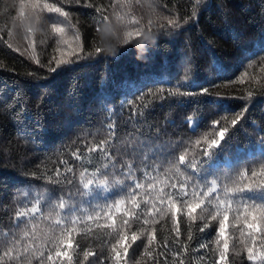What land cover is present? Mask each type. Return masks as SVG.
<instances>
[{
  "label": "trees",
  "instance_id": "16d2710c",
  "mask_svg": "<svg viewBox=\"0 0 264 264\" xmlns=\"http://www.w3.org/2000/svg\"><path fill=\"white\" fill-rule=\"evenodd\" d=\"M48 2L70 12L75 29H69L66 38L73 46L76 30L81 35L85 52L101 46L100 36L104 25H97L99 15L94 8L84 7L83 0L79 5L74 0ZM89 2L108 6L112 0ZM194 2L161 0V3L168 5L167 10L162 9L166 15L181 18L190 15ZM206 4L207 8L201 6L198 22L191 21L184 25L179 34L163 35L147 44L145 56L148 59H137L139 40L127 45L120 44L123 38L121 31L119 37L110 38L113 45H119L116 54L105 52L101 58H94L93 61L85 56L67 66L62 65L53 73L49 71L50 67H55L53 57L61 58L57 48L65 53L69 49L59 43V36L51 32L52 20L47 18L48 14L38 30L29 34L18 19L20 0H0V237L11 227L17 204L29 187V200L35 195L43 200L48 192H52L53 201L58 202L61 196L67 198L69 192H76L80 171L84 166H92L87 164L86 159H76L74 153L79 152L87 157V147L108 139L107 125L110 122L115 124L111 151L122 160H127L125 153L135 143L137 135L149 126L152 127L154 144L179 143L181 150L183 146L190 148L188 158L195 156L201 160L200 152L206 147L205 140L212 138L218 128L213 122L220 121L221 124L228 123L233 139L231 148L220 155L222 166L215 175L222 180L225 173L235 174L243 167H251L258 162V158L252 160L248 156L254 150L253 146L264 137V132L259 131L264 129V51L260 50L264 45V0H206ZM134 14L142 18V23H147L145 8L137 6ZM51 16L55 18L56 14ZM98 26L100 32L96 31ZM133 27L135 25H129V30ZM9 29L13 32L11 38L8 36ZM8 43L13 47L9 48ZM33 56L36 59H32ZM188 57H191L190 79L195 81V87L183 90H194L197 95L170 97L163 103L159 98L147 95L148 89L155 91L162 86L167 91L168 80L171 79L173 84L180 80ZM105 74L106 79L103 78ZM161 79L165 81L162 85L153 83ZM133 84L142 85L140 93H136ZM202 87L208 88V94H199ZM248 93H252L250 100ZM246 104L244 118L232 128L231 119ZM17 105L21 107L17 109ZM24 108L27 109L29 127L35 128V120L42 118L38 141L27 142L18 134L16 121L21 118L20 113ZM113 108L116 110L112 111ZM132 109L136 110L137 115L132 116ZM189 119L198 122L195 131L187 123ZM196 140H200L199 146ZM148 154L151 155L150 152ZM97 155L91 154L93 164ZM141 158L137 155L138 169L143 168ZM226 159L232 162L231 168L224 166ZM238 160L239 163L236 162ZM60 161L65 163L61 164ZM149 166L147 176L138 172L141 183L147 185L154 176L159 180L165 179L167 165L163 160H150ZM57 168L62 178L68 175L69 179H73V174L65 171L72 168L74 184H48V177L55 178ZM157 186H160L158 182ZM167 191L172 189L168 188ZM188 192H192V186L188 187ZM74 198L79 203L80 198ZM146 199L143 194L138 196L141 203L138 214L150 207L144 203ZM41 206L46 213L47 207L43 203ZM85 207L92 212V207ZM96 211H102V214L97 218L93 213L94 220L101 225L111 223L103 215L108 211L103 201ZM111 211L119 223L122 212L114 208ZM194 215L199 217L200 210L197 209ZM142 220L143 215L139 223L131 224L129 237L131 231H139ZM180 223L178 241L174 239L175 233L170 232L171 220L156 225L157 242L149 246L153 255H144L146 239L142 237L144 244L138 240L129 249L127 264H179L180 260L184 264H216L219 253L215 251V229L219 226L218 221H211L210 227L203 232L199 228L203 227L204 222L199 219L189 225L186 215H183ZM227 223L229 264H252L247 260L246 252L235 255L231 250L233 244L237 250L240 248V226L236 225L231 215ZM189 227L191 240L187 239ZM107 231L110 229H97L95 222L81 216L69 237L73 248L68 251L74 255V260H78L79 264H115L109 255L111 243L115 241L104 235ZM165 237L167 247L164 246ZM128 243H132L130 238ZM202 244L207 247H200ZM185 245L187 251L184 250ZM84 250L94 251L97 256L85 261Z\"/></svg>",
  "mask_w": 264,
  "mask_h": 264
},
{
  "label": "snow or ice",
  "instance_id": "6c2138e0",
  "mask_svg": "<svg viewBox=\"0 0 264 264\" xmlns=\"http://www.w3.org/2000/svg\"><path fill=\"white\" fill-rule=\"evenodd\" d=\"M74 2L79 5L82 0H74ZM202 5L207 8L206 0H195L190 15L181 18L178 15H166L162 9L167 10L168 5L161 3V0H112L108 6L83 0L84 7L94 8L99 15V20L96 23L104 25L108 45L107 49L97 45L88 52H85L84 43L78 30L73 35L75 46L66 38L68 30L75 29V25L71 23L70 12L62 6L49 3L48 0H20L18 19L20 24L25 26L26 31L32 34L38 30L48 14L47 18L52 20L51 32L59 36V43L66 45L69 49L65 53L57 48L61 58L53 57L55 67L49 69L55 73L62 65L67 66L85 56L89 61H93L94 58H101L105 52L116 54L119 45H113L110 38L119 37L121 31L123 38L120 40V44L123 45L129 44L133 40H139L141 43L146 37H151L155 41L163 35H177L185 24L191 21L198 22ZM137 6L146 9L148 14L146 24L142 23V18H138L134 14ZM109 9H111L110 12ZM53 13L56 14L55 18L51 16ZM129 25H135V27L129 30ZM96 31H101L99 26ZM12 35L13 32L9 29V38ZM7 46L13 47L11 43H8ZM260 50L264 51V45ZM143 58L148 59L147 56H143ZM190 77L191 57H188L184 62L180 80L173 84L170 79L167 81L169 85L167 91L161 86L157 87L155 91L148 89L147 95L159 98L161 103L170 97L195 96L197 95L196 91L183 90L194 89L195 81ZM103 78H107L106 74ZM164 82L163 79L153 81L160 85ZM132 87H135L136 93H140L142 85L133 84ZM208 92L206 87L199 90L201 95L208 94ZM251 97L252 93H248L249 100ZM128 103L131 104V101ZM20 107L17 105V109ZM115 110V108L112 109V111ZM246 111L247 104L231 119L232 128L241 122ZM27 115V109L24 108L20 113L21 118L16 121L19 125L18 134L22 135L27 142L38 141L42 131V118L36 119L35 128H32L27 124ZM135 115H137L136 110L132 109V116ZM187 123L193 131L199 126L198 122L193 119H189ZM213 123L218 128L212 138L205 140L206 147L202 148L200 152L201 160H197L195 156L188 158L190 148L183 146L181 150L179 143L154 144L151 126L137 135L135 143L125 153L127 160H122L111 151L115 138V124L110 122L107 125L110 134L108 139L87 147L86 152L89 154L87 157L79 152L74 153L76 159L82 161L86 159L87 164L92 166L91 168L84 166L80 171L79 186L74 194L69 192L67 198L61 196L58 202L53 201L54 193L52 192H48L43 200L39 195H35L29 200L30 187L22 194L23 199L17 204L11 227L5 230L0 237V264H5L6 259L7 264H79V261L74 260V255L70 254L68 249L73 248L69 237L71 232L75 231L81 216H86V220L95 222L97 229H110L104 233L115 241L111 243L109 249L110 258L115 264H127L126 257L129 249L138 240L144 244V239H146L144 255H153L149 246L156 244V225L162 221L171 220L170 232L175 233L174 239L178 241L181 235L180 222L183 215H186L189 225L197 219L204 222L203 227L199 228L200 232L210 227L211 221H218L219 226L215 229L217 237L215 251L219 253L216 264H229L230 243L226 233L230 215L236 225L240 226V248L237 250L233 244L231 250L235 255H240L241 251L246 252L247 260L252 264H264V137H261L258 143L253 146L254 150L248 156V159L252 160L258 158V162L253 163L251 167H243L235 174L225 173L221 180L215 175V172L222 166L219 157L231 148L233 136L228 123L221 124L220 121ZM259 131L264 132V129H259ZM157 134H160L159 131ZM195 143L199 146L201 142L196 140ZM149 152L151 155L148 154ZM92 153L98 154L95 157V164H93ZM137 155L142 157L140 159V164L143 165L142 169L137 168ZM150 160H163L167 165L166 175L163 180L154 176L153 181L145 185L140 182L138 172L147 176L150 170ZM60 163L64 164L65 162L60 161ZM224 166L231 168L232 162L226 159ZM65 171L72 173L73 179H69L68 175H64L62 178L61 172L57 168L55 169V178L49 176L47 183L55 186H60L62 183L73 185L74 170L66 168ZM189 186H192L191 193L188 192ZM168 188H171L172 191H167ZM141 194L147 197L144 203L149 204L150 207L146 212L138 214L137 210L141 208L138 196ZM74 197L80 198L79 203ZM109 200L111 203H108ZM101 201L108 209L107 212H103V215L111 223L101 225L97 220H94L93 213L97 218L102 214V211H96L100 208ZM42 203L47 207L46 213L42 210ZM85 205L92 207V212H89ZM113 208L117 212H122L119 223L111 211ZM197 209L200 210L199 217L194 215ZM141 215H143L142 227L139 231H131L129 237L131 224L139 223ZM129 238L131 244L128 243ZM187 239H192L190 227ZM167 243L168 240L165 237V247H167ZM200 247H207V245L202 244ZM184 250L187 251V245L184 246ZM92 256H97V253L89 250L83 251L85 261ZM179 264H184V261L180 260Z\"/></svg>",
  "mask_w": 264,
  "mask_h": 264
},
{
  "label": "clouds",
  "instance_id": "9594fccd",
  "mask_svg": "<svg viewBox=\"0 0 264 264\" xmlns=\"http://www.w3.org/2000/svg\"><path fill=\"white\" fill-rule=\"evenodd\" d=\"M100 40H101V46L105 47L107 49L108 45L106 43L107 36L105 35V30H102V32H101ZM153 42H154V40L151 37H146L144 39V41H142L137 46V59H140V58H142L143 56L146 55V52H147L146 45L149 44V43H153Z\"/></svg>",
  "mask_w": 264,
  "mask_h": 264
},
{
  "label": "rangeland",
  "instance_id": "374dc122",
  "mask_svg": "<svg viewBox=\"0 0 264 264\" xmlns=\"http://www.w3.org/2000/svg\"><path fill=\"white\" fill-rule=\"evenodd\" d=\"M41 47H44V45H41ZM32 59H36V56H33Z\"/></svg>",
  "mask_w": 264,
  "mask_h": 264
}]
</instances>
